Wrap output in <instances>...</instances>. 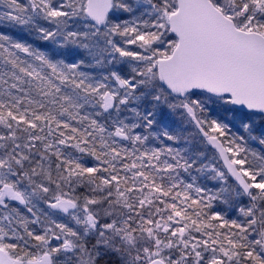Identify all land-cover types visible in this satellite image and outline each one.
Masks as SVG:
<instances>
[{"label": "snow or ice", "instance_id": "snow-or-ice-1", "mask_svg": "<svg viewBox=\"0 0 264 264\" xmlns=\"http://www.w3.org/2000/svg\"><path fill=\"white\" fill-rule=\"evenodd\" d=\"M0 264H264V0H0Z\"/></svg>", "mask_w": 264, "mask_h": 264}]
</instances>
